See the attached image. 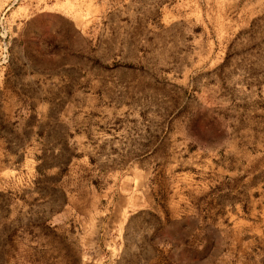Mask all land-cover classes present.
<instances>
[{
    "label": "rangeland",
    "instance_id": "rangeland-1",
    "mask_svg": "<svg viewBox=\"0 0 264 264\" xmlns=\"http://www.w3.org/2000/svg\"><path fill=\"white\" fill-rule=\"evenodd\" d=\"M13 49L85 151L0 85V264H264V0H0V78Z\"/></svg>",
    "mask_w": 264,
    "mask_h": 264
},
{
    "label": "crops",
    "instance_id": "crops-1",
    "mask_svg": "<svg viewBox=\"0 0 264 264\" xmlns=\"http://www.w3.org/2000/svg\"><path fill=\"white\" fill-rule=\"evenodd\" d=\"M18 59L13 49L8 51L4 60V67L2 68L3 75L0 78V85L13 86L4 92L8 96L7 101H37L36 110L38 112L43 110L44 113H37L33 108L27 115L32 118H41L43 120V125L48 126L49 133H55V135H57L55 140L51 139V143L49 142L47 152L51 157L60 158L64 150H68L71 159L74 160L75 154L85 151V113H64V108L61 109L60 113H51L53 109L52 100L44 98L49 97L51 87L55 90L56 87L62 84L61 78L56 74L52 77L48 76V73H44L39 67H34L27 59ZM15 61L18 63V68L14 67ZM73 119H78V122H75ZM32 128L34 131L37 129L35 127ZM19 150L23 155L25 152L26 159L33 156L35 152L34 148L30 149L28 147L24 149L20 148ZM43 150L45 149L42 148L41 152ZM143 194H145L146 198L144 202L145 207H142L141 210L143 211H139L140 213H137L135 216L145 215L146 223L149 222L148 218L153 216V214L162 222L165 221V218L177 224L185 222V214L179 206L180 202L170 203L168 211H166L149 200L150 197L147 195L148 192H138L137 195H135V193H130L128 196L129 202L131 203L134 198L143 197ZM198 224H201L199 218Z\"/></svg>",
    "mask_w": 264,
    "mask_h": 264
}]
</instances>
